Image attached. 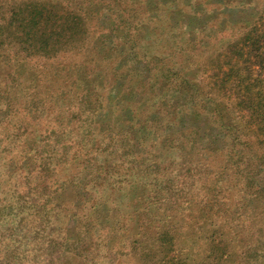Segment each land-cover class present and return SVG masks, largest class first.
Instances as JSON below:
<instances>
[{
    "label": "trees",
    "instance_id": "trees-1",
    "mask_svg": "<svg viewBox=\"0 0 264 264\" xmlns=\"http://www.w3.org/2000/svg\"><path fill=\"white\" fill-rule=\"evenodd\" d=\"M233 2L0 0V264H264V7L238 44Z\"/></svg>",
    "mask_w": 264,
    "mask_h": 264
},
{
    "label": "rangeland",
    "instance_id": "rangeland-1",
    "mask_svg": "<svg viewBox=\"0 0 264 264\" xmlns=\"http://www.w3.org/2000/svg\"><path fill=\"white\" fill-rule=\"evenodd\" d=\"M261 0H234L233 7L225 9L226 11H230V18L232 19V29L235 35V39L237 40L238 44L242 42L243 37L245 33L243 32L245 26L247 24L254 23L259 19V14L263 10L264 7V1ZM149 4V3H148ZM260 21H264V17H260ZM249 22V23H248ZM240 69L242 70V63L240 61L238 62ZM257 71L253 73V76L260 77V74L264 77V69H260L258 66H254ZM208 84V82H207ZM209 85V84H208ZM206 88V87H205ZM264 90V86L262 87ZM13 120L20 121L21 118L18 115L13 116ZM139 123V120L137 121ZM119 126V125H118ZM120 126L125 127L126 125L121 124ZM144 126L139 127V132L144 134V132H148L146 128H143ZM135 129H138L136 127ZM128 198L126 200L127 203V209L130 211H133L138 206V198L141 197L140 194H134L133 196L131 194H128ZM137 198V199H136ZM101 207V206H100ZM94 211L95 215H99V209L96 207V205L93 206L92 210ZM135 216L132 215V218L128 222L129 230L128 233L132 235H137L138 233V227L136 226L134 222ZM135 257H132V255L127 257L126 264L133 263Z\"/></svg>",
    "mask_w": 264,
    "mask_h": 264
}]
</instances>
